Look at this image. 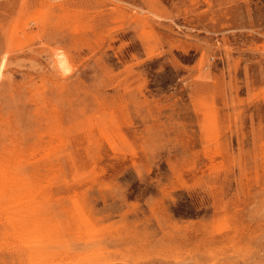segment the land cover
<instances>
[{
	"label": "rangeland",
	"instance_id": "1",
	"mask_svg": "<svg viewBox=\"0 0 264 264\" xmlns=\"http://www.w3.org/2000/svg\"><path fill=\"white\" fill-rule=\"evenodd\" d=\"M0 264H264V0H0Z\"/></svg>",
	"mask_w": 264,
	"mask_h": 264
}]
</instances>
